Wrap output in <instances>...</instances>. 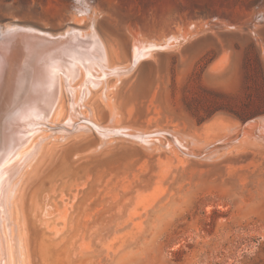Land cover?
<instances>
[{"label": "rangeland", "instance_id": "374dc122", "mask_svg": "<svg viewBox=\"0 0 264 264\" xmlns=\"http://www.w3.org/2000/svg\"><path fill=\"white\" fill-rule=\"evenodd\" d=\"M2 25L91 30L120 69L36 123L2 262L264 264V0H0Z\"/></svg>", "mask_w": 264, "mask_h": 264}, {"label": "bare ground", "instance_id": "6f19581e", "mask_svg": "<svg viewBox=\"0 0 264 264\" xmlns=\"http://www.w3.org/2000/svg\"><path fill=\"white\" fill-rule=\"evenodd\" d=\"M146 47L134 46V63L148 54ZM119 70L118 67L108 68L107 52L91 30L68 28L53 37L17 25L0 29V232L2 218L4 220L11 206L13 178L22 167H16V161L25 163L31 156L28 144L41 130L36 123L55 120L63 82L73 98L75 91L71 90V83L81 71L91 79L98 71L105 75L108 71L117 74ZM90 82L93 89L99 86L95 79ZM90 94L89 88L83 90L78 107L84 106ZM4 233L9 238L12 253L17 247L15 238L10 230ZM0 237L3 240L1 233ZM1 252L4 256V246L0 251V264H5Z\"/></svg>", "mask_w": 264, "mask_h": 264}]
</instances>
